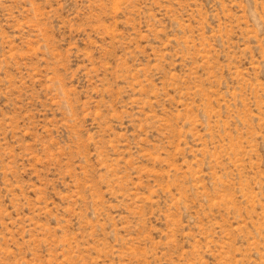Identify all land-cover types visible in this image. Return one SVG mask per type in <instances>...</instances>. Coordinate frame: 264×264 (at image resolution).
<instances>
[{
  "label": "rangeland",
  "instance_id": "rangeland-1",
  "mask_svg": "<svg viewBox=\"0 0 264 264\" xmlns=\"http://www.w3.org/2000/svg\"><path fill=\"white\" fill-rule=\"evenodd\" d=\"M0 264H264V0H0Z\"/></svg>",
  "mask_w": 264,
  "mask_h": 264
}]
</instances>
